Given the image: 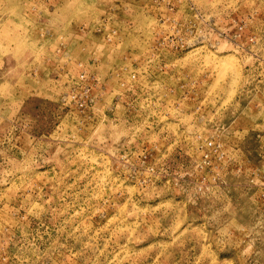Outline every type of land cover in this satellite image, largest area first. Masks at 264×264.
<instances>
[{"label":"rangeland","instance_id":"374dc122","mask_svg":"<svg viewBox=\"0 0 264 264\" xmlns=\"http://www.w3.org/2000/svg\"><path fill=\"white\" fill-rule=\"evenodd\" d=\"M0 264H264V0H0Z\"/></svg>","mask_w":264,"mask_h":264},{"label":"built area","instance_id":"2783aa9c","mask_svg":"<svg viewBox=\"0 0 264 264\" xmlns=\"http://www.w3.org/2000/svg\"><path fill=\"white\" fill-rule=\"evenodd\" d=\"M132 80L135 79V76L131 77ZM80 80H81V84L78 87H76V90H74L75 92H73L72 95H70L69 99L70 101L79 109H83L87 106L88 103H90V98H89V94H88V87L86 86V84H84L85 81V76L84 74L80 75Z\"/></svg>","mask_w":264,"mask_h":264}]
</instances>
